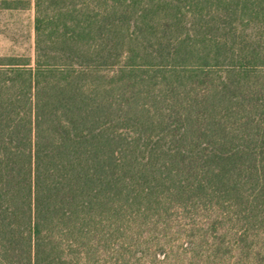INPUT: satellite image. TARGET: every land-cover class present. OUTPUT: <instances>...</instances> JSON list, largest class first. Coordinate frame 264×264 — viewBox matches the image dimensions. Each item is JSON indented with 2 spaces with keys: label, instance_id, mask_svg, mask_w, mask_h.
Here are the masks:
<instances>
[{
  "label": "trees",
  "instance_id": "16d2710c",
  "mask_svg": "<svg viewBox=\"0 0 264 264\" xmlns=\"http://www.w3.org/2000/svg\"><path fill=\"white\" fill-rule=\"evenodd\" d=\"M0 264H264V0H0Z\"/></svg>",
  "mask_w": 264,
  "mask_h": 264
},
{
  "label": "rangeland",
  "instance_id": "374dc122",
  "mask_svg": "<svg viewBox=\"0 0 264 264\" xmlns=\"http://www.w3.org/2000/svg\"><path fill=\"white\" fill-rule=\"evenodd\" d=\"M33 9H0V54L33 53Z\"/></svg>",
  "mask_w": 264,
  "mask_h": 264
}]
</instances>
